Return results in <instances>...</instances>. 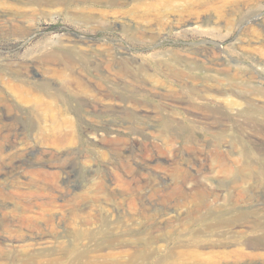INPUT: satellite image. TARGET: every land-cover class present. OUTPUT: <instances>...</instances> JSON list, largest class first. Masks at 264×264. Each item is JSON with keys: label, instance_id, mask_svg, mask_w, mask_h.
Wrapping results in <instances>:
<instances>
[{"label": "rangeland", "instance_id": "obj_1", "mask_svg": "<svg viewBox=\"0 0 264 264\" xmlns=\"http://www.w3.org/2000/svg\"><path fill=\"white\" fill-rule=\"evenodd\" d=\"M2 11L0 264H264V244L209 228L264 221V0Z\"/></svg>", "mask_w": 264, "mask_h": 264}, {"label": "bare ground", "instance_id": "obj_2", "mask_svg": "<svg viewBox=\"0 0 264 264\" xmlns=\"http://www.w3.org/2000/svg\"><path fill=\"white\" fill-rule=\"evenodd\" d=\"M4 13L5 12L2 11L0 15H4ZM70 57L71 56H69L68 54L65 56L66 60L69 63V66L68 67L71 70V73L69 75H67V76L71 77V78H69L70 81H73V80H76L77 79L75 72H76V70L80 69V66H78V63L76 62V59H73V57H71L72 58L71 59ZM51 71L53 73H55L56 75H64L65 72H66L65 69L60 68V67H51ZM214 86H215V89L218 92H221V91L224 92L225 91V90H223V88H221L217 84L214 85ZM262 91H264V88L262 89ZM250 94H252V93H250ZM212 95H214V94L212 93ZM259 96H261V95H259ZM211 97L212 98H216V95L211 96ZM8 118H12V116L10 115L9 112L4 113L2 116H0V136L4 135V136H6V137H8L10 139H14L15 136L17 135V132L15 131L16 128H13L11 122H9L8 124H6V121H7ZM3 120H4V122H3ZM5 129H6V131H5ZM57 129H60V128H57ZM58 137H61V136L58 135ZM62 141H60V142H62ZM179 188H182V186H179ZM191 188H192L191 190H193V193H198L200 196L203 195L204 197L208 196L210 199H212V198L213 199H218L221 196V193L219 191H217L215 188L213 189V187H208L206 185L199 186L197 184H195V185L193 184ZM202 201L205 202V199H203ZM154 219H155V217L150 216L149 217V222L151 224H153L155 222ZM87 223H90V219L87 220ZM0 225H2V221H1ZM209 228L210 229H217V230L219 229V230H221V231H223L225 233H229L231 236L245 237L244 238L245 239V244H247L248 246L257 245L258 243L259 244H264V221H262V220L260 221L257 218H252V217H250L249 215H247L245 213H243V214L241 213L240 216H234L233 215V216L228 217L226 219H220L214 225L209 226ZM33 230L35 231V226H33ZM254 232L257 233V234L255 233L256 234V239L255 240L249 239V238L246 237V235L248 236V234H250V233L252 234ZM52 236H54L53 233H52ZM83 237L85 238L86 235H83ZM44 242L48 243L49 241L48 240H44L43 243ZM51 242H53V241H51ZM142 244L148 245L149 243L148 242H142ZM253 248H255V247H253ZM81 254L83 255V254H86V253L83 252V251H81ZM254 254H255L254 252L245 251L244 249H242V250H240L239 256L240 257H243V258H249V257H251ZM220 259H222V256H221ZM212 262H214V264H235L236 263V262L235 263H228V262L220 263V261H218V260H213Z\"/></svg>", "mask_w": 264, "mask_h": 264}]
</instances>
